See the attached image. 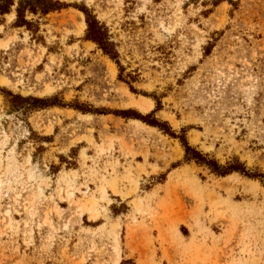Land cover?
I'll list each match as a JSON object with an SVG mask.
<instances>
[{
    "label": "rangeland",
    "instance_id": "rangeland-1",
    "mask_svg": "<svg viewBox=\"0 0 264 264\" xmlns=\"http://www.w3.org/2000/svg\"><path fill=\"white\" fill-rule=\"evenodd\" d=\"M55 1L0 18V264H264V185L116 114L264 174V0Z\"/></svg>",
    "mask_w": 264,
    "mask_h": 264
},
{
    "label": "trees",
    "instance_id": "trees-1",
    "mask_svg": "<svg viewBox=\"0 0 264 264\" xmlns=\"http://www.w3.org/2000/svg\"><path fill=\"white\" fill-rule=\"evenodd\" d=\"M14 6L15 0H0V18L2 19L6 15H10ZM66 8V4L55 0H20L16 10L17 17L15 20V26L19 28L26 27L31 31L33 30L32 28H35L36 33H38V22L34 21V19L27 20V11L33 15L40 14L42 17H46L50 13L60 12ZM81 11L86 16V23L88 25L87 40L94 42L104 52L105 55L110 57L111 60L120 66V63L118 62V53L115 50L114 45L110 42L106 27L101 24L87 8L84 7L81 9ZM131 90L135 92L133 87H131ZM157 104V109L147 115L140 114L131 109L117 112L116 114L125 119L139 120L150 127L159 129L165 135H168L173 139H178L185 150L186 162H195L198 166L209 169L212 174L218 177H227L237 173L248 179L260 181L264 185V174L260 172H252L246 167L244 163L240 162V160L235 159L234 162L223 166L217 160L210 159L208 155H204L197 148L191 146L184 131L182 132L181 136H178L167 122L156 119L155 113L160 110L161 105L159 102H157ZM60 106L63 105L60 104ZM79 110L87 111L83 109Z\"/></svg>",
    "mask_w": 264,
    "mask_h": 264
},
{
    "label": "bare ground",
    "instance_id": "bare-ground-1",
    "mask_svg": "<svg viewBox=\"0 0 264 264\" xmlns=\"http://www.w3.org/2000/svg\"><path fill=\"white\" fill-rule=\"evenodd\" d=\"M2 45H3V44H2ZM2 45H1V46H2ZM3 46H4V45H3ZM142 105H143V103H142Z\"/></svg>",
    "mask_w": 264,
    "mask_h": 264
}]
</instances>
